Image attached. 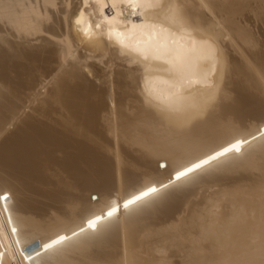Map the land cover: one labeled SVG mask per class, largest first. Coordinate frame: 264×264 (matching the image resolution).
I'll return each mask as SVG.
<instances>
[{"label": "bare ground", "instance_id": "obj_1", "mask_svg": "<svg viewBox=\"0 0 264 264\" xmlns=\"http://www.w3.org/2000/svg\"><path fill=\"white\" fill-rule=\"evenodd\" d=\"M260 24L264 0H0V264H264Z\"/></svg>", "mask_w": 264, "mask_h": 264}, {"label": "snow or ice", "instance_id": "obj_2", "mask_svg": "<svg viewBox=\"0 0 264 264\" xmlns=\"http://www.w3.org/2000/svg\"><path fill=\"white\" fill-rule=\"evenodd\" d=\"M128 2L131 3L132 0H128ZM77 23H80V21L77 20ZM96 27H99V25H97ZM246 142L247 141H237L236 143L230 144L227 147L221 148L219 151H214L212 153L206 154L203 158H199L198 160L192 162L190 166L186 165L181 170H177L175 173L174 180L170 179L168 184L160 183L159 187H148L146 190L141 191L139 195H135L131 199L127 200L124 204V207L128 208L129 205L136 204L137 202H143L145 198H154L169 195V186H175L174 181H182L183 179L188 178L190 174L195 173L197 171H203L206 169V167L212 166L213 163L217 165L223 163L227 159L229 153H239L240 145ZM222 158H224V160H222ZM3 198L7 199V196H4ZM115 212L116 209L113 208L110 212H108V216L111 217ZM101 219L102 217L98 216L93 220H89L88 228L92 229L93 231H96L97 223ZM81 231H84V229H81ZM73 235H76V233H73ZM65 239L67 238L64 236H60L57 239L52 240L51 243L46 244L44 247L46 249L52 248L53 246L62 243Z\"/></svg>", "mask_w": 264, "mask_h": 264}, {"label": "rangeland", "instance_id": "obj_3", "mask_svg": "<svg viewBox=\"0 0 264 264\" xmlns=\"http://www.w3.org/2000/svg\"><path fill=\"white\" fill-rule=\"evenodd\" d=\"M108 11H109V9H108ZM261 27H262V28H261ZM260 29H261V31L264 29V24H260ZM263 32H264V31H263ZM214 188H215V187H213V188L210 189V190H214ZM216 188H218V187L216 186ZM215 190H216V189H215ZM208 191H209V190H208ZM206 192H207V191H206ZM212 192H213V191H212ZM207 194H208V193H207ZM199 197H200V196L198 195V198H199ZM198 198H197V199H198ZM214 210H215V209H214ZM218 211H221V209H220V208H218V209L216 208V213H215L216 215H219L218 213H220V212H218ZM255 241H257V240H255ZM255 241L253 240L252 243H255Z\"/></svg>", "mask_w": 264, "mask_h": 264}]
</instances>
